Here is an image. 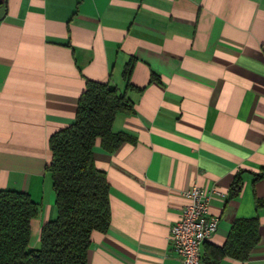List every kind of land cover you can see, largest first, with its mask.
<instances>
[{"label":"crops","instance_id":"1","mask_svg":"<svg viewBox=\"0 0 264 264\" xmlns=\"http://www.w3.org/2000/svg\"><path fill=\"white\" fill-rule=\"evenodd\" d=\"M87 81L133 112L114 120L118 150L93 151L111 223L86 264H181L169 229L194 186L220 220L202 255L258 218L249 259L220 264H264V0H0V190L40 205L33 248L57 215L48 140L74 123Z\"/></svg>","mask_w":264,"mask_h":264},{"label":"trees","instance_id":"2","mask_svg":"<svg viewBox=\"0 0 264 264\" xmlns=\"http://www.w3.org/2000/svg\"><path fill=\"white\" fill-rule=\"evenodd\" d=\"M132 68L131 60L123 78L128 79ZM132 112L130 100L117 90L87 81L74 123L48 140L47 172L57 215L41 227L38 247H31V241L40 205L28 194L0 190V264L87 263L93 234H105L111 223L110 185L93 151L98 144L109 152L118 150L127 137L113 132L114 120ZM240 188L239 174L233 190L239 193ZM260 227L258 218L236 220L225 245L206 252L203 264H220L225 258L247 261L260 242Z\"/></svg>","mask_w":264,"mask_h":264},{"label":"built area","instance_id":"3","mask_svg":"<svg viewBox=\"0 0 264 264\" xmlns=\"http://www.w3.org/2000/svg\"><path fill=\"white\" fill-rule=\"evenodd\" d=\"M184 196L188 204L169 229V247L181 264H203V247L216 234L220 223L210 213L212 191L194 186Z\"/></svg>","mask_w":264,"mask_h":264},{"label":"rangeland","instance_id":"4","mask_svg":"<svg viewBox=\"0 0 264 264\" xmlns=\"http://www.w3.org/2000/svg\"><path fill=\"white\" fill-rule=\"evenodd\" d=\"M39 246V244L37 243V247Z\"/></svg>","mask_w":264,"mask_h":264}]
</instances>
